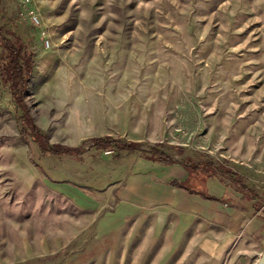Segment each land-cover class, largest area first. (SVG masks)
<instances>
[{
	"label": "rangeland",
	"instance_id": "rangeland-1",
	"mask_svg": "<svg viewBox=\"0 0 264 264\" xmlns=\"http://www.w3.org/2000/svg\"><path fill=\"white\" fill-rule=\"evenodd\" d=\"M0 29V264L258 263L264 0H0ZM5 39L24 45L33 122L86 152L33 140ZM105 135L209 158L222 182L210 192L226 202L140 205L166 198L153 186L189 185L141 152L89 149ZM228 170L257 194L242 201Z\"/></svg>",
	"mask_w": 264,
	"mask_h": 264
},
{
	"label": "trees",
	"instance_id": "trees-1",
	"mask_svg": "<svg viewBox=\"0 0 264 264\" xmlns=\"http://www.w3.org/2000/svg\"><path fill=\"white\" fill-rule=\"evenodd\" d=\"M0 31H2V29H0ZM2 43V47L6 52L8 61L6 69L12 79L13 89L21 93V95L19 93L18 96V105L25 113L26 117L24 119H26L28 126L31 129L33 140L39 145L43 153L56 156L64 154L70 156H80L86 152L88 149H86L85 145L68 146L57 143L51 144L49 142V137L42 134L39 127L30 117L23 98L27 90L28 78L31 75V69L28 65H26L27 62H23V60L26 59L25 55H23L24 45L20 40L14 41L13 39H5L2 41ZM89 141L91 143L89 149L112 152L114 154L113 157L117 159L141 152L145 154L148 159L157 161L165 166L180 164L185 169H189L190 178L185 181L189 186L183 185L178 181H172L171 183L173 186L189 191L190 193L199 194L205 199L224 203L223 198L215 197L209 194V192L203 188L202 179L207 176L216 175L218 173V165L207 157L203 156L196 160L189 159L188 163H186L185 161H178L174 159L170 154L157 147H152L150 150H145L141 142L121 140L111 135L94 137L89 139ZM82 188L89 190L85 187Z\"/></svg>",
	"mask_w": 264,
	"mask_h": 264
},
{
	"label": "crops",
	"instance_id": "crops-1",
	"mask_svg": "<svg viewBox=\"0 0 264 264\" xmlns=\"http://www.w3.org/2000/svg\"><path fill=\"white\" fill-rule=\"evenodd\" d=\"M173 165H174V167L177 168L176 175H175L176 178H180L181 180H184V181H187L190 178L189 173L185 170V168L182 165H180V164H173ZM173 165H171V167H173ZM177 165L181 166L182 170H180V168H178ZM167 167H169V166H167ZM228 173H229L230 177H232L231 181L236 186L237 191L246 194V196H243L242 201H248L247 193L257 194L254 190H251V189H249L248 186H246V184L243 182V177L240 174L233 173L231 170H228ZM216 175L207 176V177L203 178L206 180L205 181L206 184L203 185V182H202L203 188H205L209 192V194H211V195H213L210 192L212 187H218L222 183L220 180H218V183H216L214 181L213 178H215ZM171 181H173V180H171ZM174 181H175V179H174ZM153 190H155L156 192H160L161 194L165 195L166 198H162L161 200L160 199H154L153 201L146 202V203H142V202L140 203L139 202L140 205L148 206V207L169 206V207H172L176 210L194 212L195 210L193 208L196 204H198L199 200L202 201V203L204 205L209 204V203L218 202V201H212V200L205 199L204 197H202L199 194L190 193L189 191H186L184 189L177 188V187H174V188L163 187V188H161L160 186L157 185V186H153ZM213 196H215V195H213ZM156 197H159V196H156ZM215 197H218V196H215ZM219 198H223L224 203L226 202V198L224 196L219 197ZM133 201H135V200H133ZM139 203H135V204H139ZM218 203H221V202H218ZM253 227H254V232H255V234L257 236V240H258L257 241L258 252H260V254H262V252L264 253V212H263V218H260L259 222H257Z\"/></svg>",
	"mask_w": 264,
	"mask_h": 264
},
{
	"label": "water",
	"instance_id": "water-1",
	"mask_svg": "<svg viewBox=\"0 0 264 264\" xmlns=\"http://www.w3.org/2000/svg\"><path fill=\"white\" fill-rule=\"evenodd\" d=\"M257 264H264V253L262 254Z\"/></svg>",
	"mask_w": 264,
	"mask_h": 264
},
{
	"label": "built area",
	"instance_id": "built-area-1",
	"mask_svg": "<svg viewBox=\"0 0 264 264\" xmlns=\"http://www.w3.org/2000/svg\"><path fill=\"white\" fill-rule=\"evenodd\" d=\"M37 21V19H35Z\"/></svg>",
	"mask_w": 264,
	"mask_h": 264
}]
</instances>
